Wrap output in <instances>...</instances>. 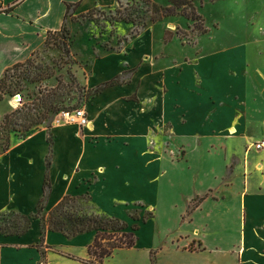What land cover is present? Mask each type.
<instances>
[{"label":"rangeland","instance_id":"obj_1","mask_svg":"<svg viewBox=\"0 0 264 264\" xmlns=\"http://www.w3.org/2000/svg\"><path fill=\"white\" fill-rule=\"evenodd\" d=\"M152 3L164 7L172 5L169 0H85L81 8L88 10L76 13L71 9L64 39L61 35H52L50 43L30 57L32 64L26 63L27 59L19 68V71L29 70L34 74L54 71V75L38 82L22 79L21 85L14 87L16 91L7 93L6 100L0 101V146L9 136L23 138L27 135L24 130L16 131L3 124L1 116L5 110L8 113L16 109L36 115L44 113L51 118H46L44 123L32 129L52 127L55 116L52 118V112L42 105L44 101L55 98L54 93L58 96L52 101L54 106L62 109L84 107L88 111L86 106L98 94L94 93L96 87L89 84L104 81L127 66L136 67L138 71L144 62L150 61L155 63V69L169 68L204 58L205 63L212 64L215 70L211 75L202 70L204 76L209 75L207 79L211 81L212 88L218 90L222 84V90L218 91L227 107L233 102L234 108L238 103L242 114L248 116L247 133L231 136L229 132L227 139H203L200 146H205V152L192 150L194 145L198 147V143L192 140L188 141L192 148H188L183 139H177L170 143L167 150L169 155H174L175 161L166 166L156 190L144 187L139 195L134 191L139 199L133 200L119 190L112 194L115 206L109 204L108 209L101 205H97L100 209L96 206L93 208L87 196L69 194L76 200L67 205V211L79 215L100 213L104 217L116 216L130 224L135 223L134 215L139 217V240L134 247L114 250L110 256L112 264H167L171 252L160 260L165 252L162 249L182 241L181 236L192 234L195 227L201 232L195 234L198 239L208 246L226 249V255L230 257L235 250L236 240L233 229L236 199L233 196L242 184L245 152L263 135L264 0H195L194 8H178L175 14L156 22L152 20ZM37 5L35 0H25L21 11L30 7L26 13L36 14ZM193 10L200 16L197 20L190 17ZM89 12L90 15L85 17ZM126 16L131 21L126 20ZM31 18L28 21L30 38L38 42L31 26L36 20ZM4 23L1 21L0 25L4 26ZM16 29L28 31L29 26L18 25ZM62 46L67 47L68 51ZM129 76L124 75L121 80L126 82ZM194 77L195 87L189 91L205 93L197 83L196 74ZM126 88L129 91L132 87ZM237 92L242 100L236 98ZM15 94L23 95L24 105L15 108L16 103L12 99ZM45 104L51 106L50 102ZM18 128L23 129L21 126ZM211 144L216 148L212 149ZM186 149L190 150L189 155L182 154ZM249 149L252 153L248 162H256L259 150ZM202 198H205V202ZM51 210L47 211L45 206L39 212L38 219L45 216L44 221L47 220ZM104 210L107 211L102 213ZM22 215L16 211L1 213L0 231L20 232L27 224ZM210 256L223 257V254L213 253Z\"/></svg>","mask_w":264,"mask_h":264},{"label":"crops","instance_id":"obj_2","mask_svg":"<svg viewBox=\"0 0 264 264\" xmlns=\"http://www.w3.org/2000/svg\"><path fill=\"white\" fill-rule=\"evenodd\" d=\"M24 1L0 0V23L5 22L4 26L0 25V79L9 67L26 61L44 48L50 31L61 30L68 19L65 18L68 4L73 5L71 9L76 13L88 10L81 8L85 0H35L36 14H30L26 13L30 7L21 11ZM31 17L36 20L31 26L38 42L30 38ZM18 25L29 26V30L17 31ZM205 62L199 58L155 69V63L147 61L138 71L127 66L104 81L89 84L98 87L117 76L123 78L130 74L126 82L111 86L91 99L86 106L90 118L88 127L53 122L52 127L32 129L23 138L13 136L10 148L0 154V214L37 212L44 195L49 133L53 135L54 154L49 171L52 190L47 211L69 194L87 196L93 208L101 205L105 209L109 204L115 206L112 194L119 190L132 200L139 199L136 194H142L144 187L156 190L166 166L175 161L174 155L167 151L170 143L183 139L185 146L192 148L188 143L192 140L198 143L192 150L205 152V146H200L203 139H227L229 132L231 136L247 133L248 116L242 114L238 103L234 108L233 102L227 107L219 95L222 84L218 91L207 79L215 70ZM204 69L210 74L204 76ZM194 74L205 93L189 91L195 87ZM131 75L134 76L131 78ZM127 86L132 88L127 91ZM236 98L243 99L239 92ZM6 113L3 111L1 118ZM223 150L226 152V148ZM185 153L189 155L190 150H183L182 154ZM251 153L249 148L245 152L242 184L233 196L236 240L231 256L227 257L226 249L208 246L198 239L195 234L201 232L195 227L192 234L181 236L182 241L162 249L165 252L160 260L171 252L167 264H264V150H259L253 163L248 162ZM42 226L41 220L35 218L23 233L0 231V264H89L94 232L67 237L62 232L48 230L43 236ZM213 253H221L223 257L211 258ZM110 258L104 260L105 264H112Z\"/></svg>","mask_w":264,"mask_h":264},{"label":"trees","instance_id":"obj_3","mask_svg":"<svg viewBox=\"0 0 264 264\" xmlns=\"http://www.w3.org/2000/svg\"><path fill=\"white\" fill-rule=\"evenodd\" d=\"M172 5L168 7H164L161 5H158L156 3L153 4L152 8V20L153 21H159L162 20L167 15L175 14L176 10L178 8H187L192 7L194 8L193 2L195 0H169ZM72 4L67 5V14L66 19L69 16V12L72 8ZM90 12L85 17L89 16ZM191 18L197 20V17H200L197 15V13H194L193 15H190ZM126 20L131 21V18L129 16L125 17ZM68 31V24L67 20L64 21L61 30L59 31H50L46 40V44H49L52 38V35H61V38L64 39V35L67 34ZM63 47V46H62ZM66 51H68L67 47H63ZM32 59L29 58L26 63L32 64ZM24 63L19 62L15 65L9 67L4 75L0 79V101L5 98V95L7 93L13 94L16 89L14 88L17 85H21L22 79H29L33 82L41 81L45 78L52 77L54 75V71L43 73V71L39 73H32L29 70H23L19 71V68L23 66ZM127 74V72H126ZM15 78L16 81L14 80ZM122 76H117L114 79L107 81L100 86L96 87L95 94L100 93L103 90L120 84L123 82ZM55 98H52L51 100L44 101V104L42 105L43 108L49 109L52 112V118L55 116L58 112L62 110L61 107L54 106V102H52L54 99H57L56 93H54ZM45 102H50L51 106L48 107ZM46 118L48 117L46 114H32L30 111L24 112L22 109H16L12 112L6 113L3 117V124L6 125V127H13L16 131H22L24 130L26 133H28L32 127L38 124L44 123ZM21 121V123L19 122ZM21 126L23 129H19L18 127ZM51 133H49V142H50V151L47 156V172L44 180V195L42 199L40 200L38 207H37V213L26 215L23 214L22 217L27 221V224L23 226L20 232L10 231L6 233H23L25 232L32 223L33 218H38L39 212L45 208L47 201L50 197V193L52 190V183L50 178V167L53 160V139L51 138ZM11 146V137L9 136L6 141L3 143L2 146H0V154L7 151ZM203 199V198H202ZM201 199V200H202ZM76 198L72 195H66L50 212V215L47 220L44 221L43 216L41 218L42 220V233L43 236L46 234L48 230L51 231H58L62 232L67 237H73L78 234L84 233V232H94L95 233V240L94 242L89 246V254H90V260L88 261L89 264H105V259L107 257H110L114 250L117 248H124V247H133L138 239V231L140 229V225L137 221H139L138 216H133V219L135 220V223L130 224L125 220H122L116 216L111 217H104L100 213H93L91 215H79V214H73L69 211H67V205L75 201ZM42 236V238H43ZM115 238V240H114ZM106 241V242H104Z\"/></svg>","mask_w":264,"mask_h":264},{"label":"built area","instance_id":"obj_4","mask_svg":"<svg viewBox=\"0 0 264 264\" xmlns=\"http://www.w3.org/2000/svg\"><path fill=\"white\" fill-rule=\"evenodd\" d=\"M12 99L16 103L15 108L25 104V99L22 94H15ZM10 103H12V100L10 101ZM54 122L57 124L66 123L71 125H77L81 128H85L90 125V118L87 110L84 107H79L75 109H62L55 115ZM250 147L255 148L257 150H264V126L262 137L252 143L249 148Z\"/></svg>","mask_w":264,"mask_h":264}]
</instances>
